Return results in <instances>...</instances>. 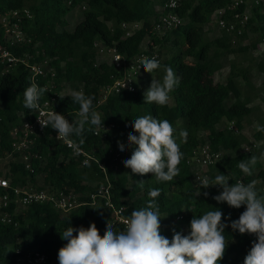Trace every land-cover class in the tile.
<instances>
[{
	"label": "trees",
	"instance_id": "16d2710c",
	"mask_svg": "<svg viewBox=\"0 0 264 264\" xmlns=\"http://www.w3.org/2000/svg\"><path fill=\"white\" fill-rule=\"evenodd\" d=\"M164 2L165 0H72L69 6L67 0H0V11L28 8L33 15L32 20L23 23L24 30L33 43L21 49L11 47V52L33 55L36 50L43 52V56L38 59L47 58L51 61L57 73L55 82L58 91L67 85L72 91H83L85 95L94 96L93 106L100 113L103 123L114 125L104 139L94 136L93 131L84 133L85 143L81 149L93 156L90 166L81 167L63 145L50 137V128L45 135L35 140L30 150L33 173L25 171L17 159H11L4 172L10 179L11 186H24L29 182L33 187L62 190L73 193L83 204L69 214L55 210L50 204H31L14 215L16 226L0 224V264H15L19 257L17 251H38L46 255V264H59V249L67 243L61 238V234L69 226L70 218L74 228H87L94 222L103 236L107 222L111 223V215L102 206L92 205L89 198L99 185H109L112 204L117 208L122 207L125 216H130L132 210L146 207L151 199L148 196L151 188L161 189L156 201L162 218L160 224L162 220L166 221L167 227H161L160 231L170 241L173 230H184L185 235L189 233L193 215L198 217L214 208L221 210L224 213L222 220L228 225L225 228V238L229 243L219 264H243L256 237L247 233L240 234L238 230L233 231L230 224L239 219L246 206L236 209L229 207L226 202L217 203L212 197L218 195L222 188L210 186L199 189V186H195L192 182L195 168L187 161L206 143L213 151L222 154L231 152L234 156H223L218 163L207 169L208 178L214 180L216 175L225 174L230 179L229 184L237 180L247 184L254 179L257 181L258 192L264 194V171L261 170L257 149L250 154L240 152L247 139L242 134H234L227 129V124L233 122L241 132L244 120L253 112V108L249 107L251 99L243 97L238 84L241 79L245 86L254 88L248 78L250 66L243 67L240 63L231 61L225 82L217 80V75L223 70L224 59L246 55L249 49H260L259 45L264 43V5L260 2L251 9L243 36L236 45H232L231 37L221 31L214 38L209 36V27L217 18L216 13L224 9L230 0H178L175 13L183 23L177 29L157 36L153 34L152 28L162 13ZM83 6L85 8L80 11V21L72 30H68L67 15L73 9ZM131 21L142 22L143 26L132 37L124 38L118 26L121 22ZM249 32L257 34V39L250 47L242 46ZM95 43L115 46L125 60L136 56L143 46L149 51L170 47V57L162 62L160 69L154 70L160 71L158 80H162L164 76L163 66H171L181 77L180 84L170 93L168 104L159 106L145 103L138 79L136 92L111 95L98 106L100 89L111 83L115 70L107 61L97 62ZM0 45H5L1 27ZM257 68L264 75V56L258 61ZM30 83L32 81L25 66L19 64L3 73V66L0 65L1 158L11 153V129L21 124L31 112L23 104L24 91ZM261 85L264 87V77ZM38 86L43 87L44 83L40 81ZM61 96L65 97L57 98L56 112L63 114L70 122L79 119V104L72 101L70 94ZM261 102L264 104V96ZM144 115L166 119L175 130L174 137L184 155L178 165L180 174L170 182L158 183L151 173L128 176L124 170L111 167L114 153L119 149L118 141L127 146L129 133L137 134L131 125L136 118ZM179 126L181 131L188 133L186 142L184 138L181 142L177 141ZM261 137L262 132L257 131L256 140ZM70 139L78 143L80 138L73 135ZM252 155L258 157V162L252 169L253 175L248 176L238 168V164ZM38 177H41L42 185H37ZM140 181H144L143 188ZM198 189L201 195L195 198ZM205 191L209 193L208 197L202 194ZM12 211L13 207L10 212ZM113 226L116 231L122 230L120 226Z\"/></svg>",
	"mask_w": 264,
	"mask_h": 264
},
{
	"label": "clouds",
	"instance_id": "9594fccd",
	"mask_svg": "<svg viewBox=\"0 0 264 264\" xmlns=\"http://www.w3.org/2000/svg\"><path fill=\"white\" fill-rule=\"evenodd\" d=\"M141 67L148 73L160 69V61L155 58H141ZM162 80L153 79L150 87L144 92L145 103H155L165 106L170 100V93L180 84L181 77L171 66H163ZM46 89L36 83H30L24 91V107L39 109V99ZM63 99L65 96H59ZM74 103L79 104V119L69 121L63 114L55 111L41 113L44 119H38L42 128L51 127L57 132V138L64 140L77 154L85 143L84 133L94 128L103 127L101 115L94 109V96L85 95L83 91H72L70 96ZM89 127L86 128L85 126ZM135 133H129L127 148L131 149V156L126 159L124 167L131 169V173L145 175L151 173L159 182H170L180 174L178 165L183 153L174 137V128L166 119L160 120L151 115H144L134 120L131 125ZM257 131L264 132V127L257 125ZM79 137L78 143L70 140L72 136ZM180 136L186 142L188 133L181 131ZM121 152L126 150L124 143L118 141ZM260 159H264L261 153ZM258 162L256 155L247 160H241L238 168L246 175H253L252 169ZM90 166L89 161H84ZM199 189L219 186L222 191L212 197L217 203H227L231 208L239 209L242 205L246 210L239 219L231 221L233 231L240 234L255 235L251 249L244 258L243 264H264V194L256 188V180L245 184L239 180L229 184V177L218 174L214 180L207 176L197 177ZM143 188L144 181H140ZM196 192L195 198L201 195ZM161 189L151 188L146 207L132 210L124 223V230L116 231L109 221L103 236L94 222L89 227L71 226L61 234L67 243L59 249V264H219L223 258L228 243L225 238L223 222L224 213L214 208L200 216L193 215L190 230L187 235L173 230L171 241L161 235V216L156 198ZM209 196L207 191L202 193ZM228 219H230V214ZM75 233V235H74Z\"/></svg>",
	"mask_w": 264,
	"mask_h": 264
},
{
	"label": "built area",
	"instance_id": "2783aa9c",
	"mask_svg": "<svg viewBox=\"0 0 264 264\" xmlns=\"http://www.w3.org/2000/svg\"><path fill=\"white\" fill-rule=\"evenodd\" d=\"M72 0H67V5H71ZM178 0H165L162 6V13L154 23L152 31L154 35L163 36L167 32L177 29L183 23L182 19L175 13L178 7ZM260 2L256 1L254 6H258ZM79 8V7H78ZM85 7H80L83 10ZM252 9V7H251ZM251 10L247 6V0H230L228 5L216 13V26L219 31L231 37V44L236 45L239 38L245 32L246 26L250 19ZM226 14L225 17H218ZM32 12L28 8L8 9L0 11V27L2 31L4 46L0 45V65L3 66V73H7L17 65L21 64L28 70L32 83L42 81L43 88L46 92L40 97L39 109L31 110L28 118L10 131L11 153H7L4 158L0 157V162L6 158L17 159L23 166L24 170L33 173L32 154L30 152L35 140L46 134L48 128H42L38 119L43 120L41 113L55 111V103L57 98L61 96L58 91L56 80V69L51 65V61L47 58L38 59L43 56V52L35 51V54L23 52L14 54L9 48H23L33 43L23 27V23L32 20ZM215 21V20H214ZM143 24L139 21L121 22L119 29L123 33L124 38L132 37L136 32L140 31ZM112 30V29H111ZM94 47L98 51V55L107 56L108 64L114 67L115 73L111 77V83L103 86L99 92L97 105L105 102L107 97L117 95L121 92L134 93L137 89L138 79L144 69L139 63L141 58L155 57L159 61V55L153 51H149L143 46L142 51L130 60H125L121 54L117 52L115 46H103L101 43H95ZM58 113V112H57ZM79 117V116H78ZM114 128L113 124L103 123V127L94 128L93 135L104 139L108 132ZM227 129L234 134H241L233 122L227 124ZM50 137L58 144L63 145L69 155L75 158L81 167H84V161L93 160V156L81 149L77 154L72 147L64 140L57 138V132L54 129L50 131ZM71 140V139H70ZM1 144V141H0ZM1 149V145H0ZM242 153L250 154L255 152L257 144L251 142L248 145H242ZM16 155V157H14ZM35 157V156H33ZM223 157L219 151H213L209 144L201 145L193 155L188 159L187 163L195 168L192 182L195 186H199L197 177L203 178L207 176V169L218 163ZM113 160L123 161L122 152L117 149L114 153ZM261 170L264 171V159L260 161ZM208 177V176H207ZM92 205L103 207L111 215V223L125 229L124 223L128 216L124 215L122 207H115L110 199L109 185H99L94 192L89 195ZM31 204H50L52 207L64 214H69L76 210L83 202L78 201V197L73 193H65L62 190H53L52 188L33 187L27 182L26 185L11 186L10 179L5 173L0 175V224L13 225L14 215L23 208ZM11 207L13 211L10 212ZM19 257L15 264H46L47 257L38 251L21 252L17 251Z\"/></svg>",
	"mask_w": 264,
	"mask_h": 264
},
{
	"label": "rangeland",
	"instance_id": "374dc122",
	"mask_svg": "<svg viewBox=\"0 0 264 264\" xmlns=\"http://www.w3.org/2000/svg\"><path fill=\"white\" fill-rule=\"evenodd\" d=\"M256 1L262 2L264 5V0H247V6L250 10L251 7L252 8L254 7ZM80 11H81L80 7L79 8L77 7L67 15L68 30H72L74 26L80 21L81 19ZM262 14H264V7L262 9ZM209 29H210V33H209L210 38H214L215 36H218L220 34V31L216 26V19L210 25ZM256 39H257V34H255L254 32H249L247 33L246 39L242 42V46L250 47L251 44L256 41ZM237 42H239V40ZM261 45L264 48V43H261ZM153 52H155L156 54L159 53L158 55L160 59V64H162V62L166 61L168 57H170L171 48L168 46H165L163 50H158L157 48H155ZM263 56H264V52H261L260 49L257 50L249 49L246 55H238L236 57L229 56L223 61V71L220 76V80L224 81L228 74L229 64L231 61L240 63L243 67L250 66L248 78L252 83L253 87L254 86L255 87L250 89L249 87L245 86V84L241 79L238 80V84L241 87L243 97H248L251 99L250 107L253 108V112L251 113V115H249L243 122V129L241 131V134L247 139V143H245L244 145H248L251 142H255L257 144V154L259 157L261 156V153H264V132H262V137L260 140H256L255 134L257 133L256 130L257 125L264 127V104L261 102V98L264 96V87L261 85V80L263 79L264 75L258 70L257 64L258 61L263 58ZM107 60H108L107 56H102L100 54L97 56L98 63H102ZM159 72L153 71L152 73L147 72L144 74L143 71L141 73L139 81L141 82L140 88L143 93L150 87V84L153 79L158 80ZM71 92L72 90L67 85L61 87L60 90L61 95L70 94ZM180 132L181 129L179 126L178 134H177V141L179 142L183 140V138L180 136ZM240 152H242V149ZM130 156H131V149L127 148L126 146V150L122 152L123 161L118 162L117 160H113V162L111 163V167L115 170H121V169L124 170V172L128 176L133 175V173H131V169L124 167V163H123L126 159H129ZM223 156L232 157L234 156V154L231 152H223ZM10 161L11 159L6 158L0 162V173H4L5 171H7ZM37 179H38L37 185H42L41 177H38ZM259 186L261 185L259 184ZM161 227H167L166 221L162 220ZM181 233L185 235L184 230H182Z\"/></svg>",
	"mask_w": 264,
	"mask_h": 264
},
{
	"label": "crops",
	"instance_id": "0c3cea01",
	"mask_svg": "<svg viewBox=\"0 0 264 264\" xmlns=\"http://www.w3.org/2000/svg\"><path fill=\"white\" fill-rule=\"evenodd\" d=\"M259 47H260L261 52H264V48H263V46L261 44L259 45ZM222 71L219 73V75H217V80H219V82H221V83L225 82V80L224 81L220 80V76H221ZM145 73H147V72L144 70V74ZM249 107H250V105H249Z\"/></svg>",
	"mask_w": 264,
	"mask_h": 264
}]
</instances>
